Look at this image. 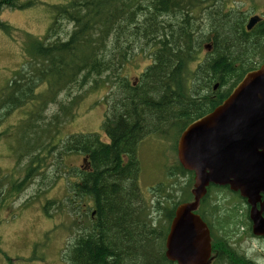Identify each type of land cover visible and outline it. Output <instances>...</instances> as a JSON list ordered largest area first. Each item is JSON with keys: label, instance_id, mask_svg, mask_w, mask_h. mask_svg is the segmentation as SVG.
<instances>
[{"label": "trees", "instance_id": "16d2710c", "mask_svg": "<svg viewBox=\"0 0 264 264\" xmlns=\"http://www.w3.org/2000/svg\"><path fill=\"white\" fill-rule=\"evenodd\" d=\"M215 1L70 0L67 4L49 5L53 17L51 35L52 30L57 31V24H54L57 17L66 24L65 29L62 28L64 34L43 44L32 33H27L25 48L39 61L33 64L32 59L28 66L22 65L9 83L0 89V110L5 111V114L0 112V117L4 116L1 120L5 121V117L16 110L24 113L19 129L13 123L8 129L3 128V132L21 135L19 144L23 155L31 156L29 181L39 174L48 175L42 169L65 135L64 129L71 125L70 122H76L79 110L88 106V111H91L101 106L95 101L96 93L102 96L104 87L110 93L112 85L109 82H113V77H121L120 72L128 61H133L138 55L149 60L146 71L139 77V84H127L121 77L127 85L117 93L120 92L118 95L124 98L121 102L118 100V106L115 104L109 108L106 105L109 110H104V139L100 133L73 134L69 138L66 143L68 152L83 154L86 158L84 167L56 165L53 181L60 176V167V173H66L67 177L74 172L78 178L73 185L75 195L86 196L96 203L94 220L71 245L69 259L73 264H177L165 256L166 237L177 206L193 196L189 189L181 196V189L177 195L172 191L178 201L168 205L171 207L165 215L167 225L149 229V240L157 239L159 243L155 256L153 246L146 253L144 246L137 245L140 234L145 233L139 222L144 212L143 205L141 203L140 209L136 207L142 199L138 144L148 132L136 129L140 131L136 135L133 128L137 122L144 128L158 122L160 126L156 128L154 124L149 135L173 138L176 144L172 153L175 154L177 138L187 126L213 111L246 73L264 62V24L248 31L245 23L248 15L234 17L230 12L221 14L216 9L208 14L209 22L215 27L210 28L212 34L191 28L198 9L208 3L213 9ZM37 3V0L20 4L13 0H0V11L2 6L26 9L35 7ZM167 17H174L175 22L169 24ZM44 20L48 21L47 18ZM67 23L73 24L69 32ZM0 27L8 34L14 30L4 21H0ZM207 43L211 44L212 50L204 54ZM39 80L47 84L42 91L37 90ZM215 84H218L217 90L213 89ZM117 93L114 94L115 99ZM92 95L95 96L93 100L90 99ZM48 102L59 104V109L46 116L44 108ZM172 127L178 129V134L171 136ZM53 129L56 133L43 144ZM39 150L44 151L42 156L34 153ZM58 154L61 158L63 153ZM169 159L172 160H169L168 174L175 178L188 175V182L193 180V172L174 160L173 155ZM82 163L80 160L79 164ZM26 182L27 179L13 181L12 186L17 190ZM153 188L157 193L167 189L162 183ZM211 188L224 187L211 185ZM160 199L157 204L164 203ZM50 206L51 203L45 207L47 212ZM238 215L234 211L228 215L229 218H218L217 223L221 227L233 225L237 229L239 221L245 223ZM210 228L216 257L214 263L227 259L231 264H253L247 256L228 245L226 237L229 235L215 238L212 221ZM223 254H228L227 258H222Z\"/></svg>", "mask_w": 264, "mask_h": 264}, {"label": "rangeland", "instance_id": "374dc122", "mask_svg": "<svg viewBox=\"0 0 264 264\" xmlns=\"http://www.w3.org/2000/svg\"><path fill=\"white\" fill-rule=\"evenodd\" d=\"M13 1L19 4L35 2V0ZM37 1L38 3L35 7L27 9H17L9 6L1 7L0 21L9 22L16 28V32L12 36L11 33H6L0 27V89L9 83L11 74L18 64L24 65L25 61L32 56L33 61H39L36 56H31L25 48L24 45L28 36L24 32H32L41 36L42 29L44 31L49 29L46 23L47 20L43 21V18L46 17V14L49 19L53 18L49 5L67 4L70 2V0ZM210 5L211 3H208L198 9L197 17L193 21L192 27L190 26L191 28H197V30L212 34L210 33V28L213 29L215 27L209 22L208 14H212L216 9L220 10L221 14L224 11L230 12L234 17L241 16L244 18L247 15L248 17L256 14L264 15V0H216L213 9L209 7ZM177 15L180 16L178 13ZM56 20L54 24H57V31L53 32L52 36H61L63 23L60 17H57ZM174 20V17H167L169 24L175 22ZM72 27V23L67 24V29L71 30ZM206 52L204 50V53ZM148 63V59L138 55L133 61H128L125 64L126 66L120 72V76L125 78L127 84L137 85L139 84V77L146 71ZM121 77H113V82H109L112 85L110 93L106 87L102 88V96L96 93L95 101L101 106L95 107L91 111H88V106H86L87 109L79 110L76 122H70L71 125L64 129L65 135L56 145V151L49 157L51 158L50 161L46 162L45 168L42 169L48 172L46 177L39 174L29 181L28 172L31 156L23 155L22 147L19 144L21 135L3 132V128L8 129L13 123L19 129L24 119L22 110L14 111L8 118L5 117V121L0 119V264H73L72 260L69 259L71 245L79 235H83L86 232L91 221L94 220V216H92L91 212L84 214V209L86 207L89 208L91 201L85 198L86 196L80 195V197H77L73 192L74 181L76 182L78 179L74 172H72L70 177H67L66 173H60L62 168L60 167L58 171L60 176H56L57 178L53 181L56 174V165L72 164L84 167V164H86V162H83L85 156L76 152L69 153L66 143L74 133L98 132L101 133L104 139L103 114L105 109L106 111L109 110H107L106 105L111 108L118 100L121 102L124 98L123 95H118L117 99H115L114 95L121 87L127 85ZM45 85H47L46 82L39 80L37 85L39 88L37 90L42 91ZM94 98L95 96L92 95L90 99L93 100ZM87 105H89V102H87ZM54 109H59V104L48 102L45 105L44 114L48 116ZM0 112L3 113L1 110ZM154 124H156V128L160 126L158 122ZM154 124L144 128L142 123L138 124L137 122L133 129L136 135L140 132L136 131V129H140L143 133L148 132L144 134L142 141L138 144V159L142 168L139 181L142 199L136 207L140 209L141 203L143 205L144 212L141 214L142 217L139 222L140 226L145 228V233L140 234V241L137 245L141 248L144 246L143 250L145 249L146 253L150 252L153 246L154 254H152L155 256L159 251V243L157 239H153L152 242L149 240L151 232L149 229L152 226L160 228L162 225H167L168 221L165 217L167 210L174 205V201H178L174 195H177L180 189V196L184 191L188 192V189L191 194L194 186V176L192 177L193 180L188 182V175H181L175 178V176L168 174L169 160H172L169 158L173 155V159L179 161L178 153H172L175 152L174 145L176 143L173 138L167 137L163 139L158 138V135L155 134L149 135ZM132 127L133 125L130 126V129ZM55 133V129L51 130L48 138H44L42 143H48L50 137ZM170 133L171 136H173V133L176 135L178 134V129L175 130L172 127L170 128ZM42 152L44 151L39 150L34 153H40L41 155ZM58 153H63L61 158L58 157ZM80 160H82V164H79ZM25 179H27V182L23 187L20 188L19 186L17 190L13 188V181L20 182ZM161 183L167 189L162 193L161 191L157 193L154 191L157 189L153 187ZM158 199L164 203L157 204ZM192 199L190 198L188 201ZM49 203H51V206L47 212L45 207ZM168 205L171 206L168 207ZM234 211L239 214L241 221L245 220V223L244 221L243 223L239 221L237 229L233 225L219 226L217 219L229 218L230 216L228 215ZM199 212L209 225L211 221L215 224L216 233H213L215 238L221 239L223 238L222 236L229 235L226 237L228 238L227 243L232 249L241 255L247 256V260L253 264H264V236H257L253 233L252 221L249 216L250 206L246 199L227 188H214L209 192L207 201L201 205ZM139 229L138 226V231ZM144 234L146 235V240L144 239ZM160 252L161 254L163 253L162 251ZM212 255L215 256V252ZM227 255L223 254L222 258H227ZM141 257L136 256V258ZM218 262L219 264H231L230 260L227 259L217 260L213 263L217 264ZM137 264L141 263L138 262Z\"/></svg>", "mask_w": 264, "mask_h": 264}, {"label": "water", "instance_id": "95a60500", "mask_svg": "<svg viewBox=\"0 0 264 264\" xmlns=\"http://www.w3.org/2000/svg\"><path fill=\"white\" fill-rule=\"evenodd\" d=\"M260 19L252 16L247 29ZM178 157L195 175L193 200L177 206L170 224L166 238L170 261L212 264L211 232L197 213L210 184L239 191L251 206L253 233L264 236V63L249 71L221 105L184 130Z\"/></svg>", "mask_w": 264, "mask_h": 264}, {"label": "flooded vegetation", "instance_id": "af4514ba", "mask_svg": "<svg viewBox=\"0 0 264 264\" xmlns=\"http://www.w3.org/2000/svg\"><path fill=\"white\" fill-rule=\"evenodd\" d=\"M259 16L261 17V20L258 21V23L256 24V26H258V25H260V24H264V15H259ZM250 17H251V16H250ZM250 17L247 18L246 25H247L248 20H249ZM82 168H83V166H82ZM224 188L229 189L230 187H229V185H227V186H224ZM211 190H212V188H211V186H209L208 191L210 192ZM208 195H209V193H208ZM85 198H87V197H85ZM262 198L264 199V196H263ZM88 200L91 201V204L89 205V208L86 207V208L84 209V210H85L84 213L91 212L92 216H94V215H95V211H96V210H95L96 203H95L94 200H92V199H90V198H88ZM246 201H247V200H246ZM201 203H203V201H202ZM248 205H249V204H248ZM258 206H260V204H258ZM249 213H250V212H249ZM263 215H264V214H263ZM249 216H250V214H249ZM214 260H215V258L213 259L212 264H213Z\"/></svg>", "mask_w": 264, "mask_h": 264}, {"label": "bare ground", "instance_id": "6f19581e", "mask_svg": "<svg viewBox=\"0 0 264 264\" xmlns=\"http://www.w3.org/2000/svg\"><path fill=\"white\" fill-rule=\"evenodd\" d=\"M154 38H155V37L153 36V39H154ZM151 40H152V39H151ZM151 40H150V41H151ZM157 41H158V40H157ZM221 70H222V69H221ZM223 73H224V72H223ZM226 76H227V75H226ZM174 92H175V91H174ZM119 93H120V92H119ZM119 93H117V95H118ZM176 95H177V94H176ZM192 103H193V102H192Z\"/></svg>", "mask_w": 264, "mask_h": 264}]
</instances>
